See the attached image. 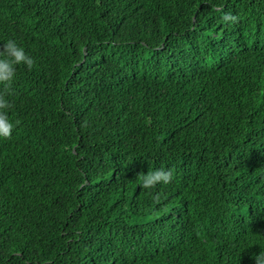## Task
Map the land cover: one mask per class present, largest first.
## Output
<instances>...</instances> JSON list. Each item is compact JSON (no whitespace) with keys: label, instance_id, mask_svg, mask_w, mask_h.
Instances as JSON below:
<instances>
[{"label":"trees","instance_id":"16d2710c","mask_svg":"<svg viewBox=\"0 0 264 264\" xmlns=\"http://www.w3.org/2000/svg\"><path fill=\"white\" fill-rule=\"evenodd\" d=\"M8 39L0 264H255L264 0H0Z\"/></svg>","mask_w":264,"mask_h":264},{"label":"clouds","instance_id":"9594fccd","mask_svg":"<svg viewBox=\"0 0 264 264\" xmlns=\"http://www.w3.org/2000/svg\"><path fill=\"white\" fill-rule=\"evenodd\" d=\"M224 20L235 21L236 16L231 13H225ZM34 59L30 56L25 48L13 39L4 42V48L0 51V138H9L12 135L15 123L8 116L9 100L7 98V90L14 82L16 77V66L26 64L31 67ZM172 178L171 170L164 168H155L152 171L144 173L140 176V183L143 189L153 188L159 183H168ZM255 264H264V251L255 255Z\"/></svg>","mask_w":264,"mask_h":264}]
</instances>
